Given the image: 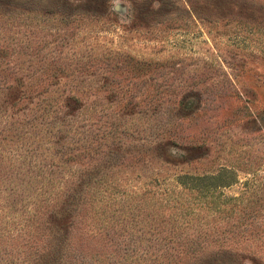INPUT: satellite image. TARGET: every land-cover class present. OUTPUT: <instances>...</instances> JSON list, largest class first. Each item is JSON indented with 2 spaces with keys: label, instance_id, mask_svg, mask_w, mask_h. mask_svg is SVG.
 <instances>
[{
  "label": "rangeland",
  "instance_id": "rangeland-1",
  "mask_svg": "<svg viewBox=\"0 0 264 264\" xmlns=\"http://www.w3.org/2000/svg\"><path fill=\"white\" fill-rule=\"evenodd\" d=\"M72 188L59 264H264V0H0V264Z\"/></svg>",
  "mask_w": 264,
  "mask_h": 264
},
{
  "label": "trees",
  "instance_id": "trees-1",
  "mask_svg": "<svg viewBox=\"0 0 264 264\" xmlns=\"http://www.w3.org/2000/svg\"><path fill=\"white\" fill-rule=\"evenodd\" d=\"M79 189L72 188L69 192L74 191L73 194H70L71 197L68 198V202L65 203L62 208H60V213L53 217L52 220H50L51 228H48V231H44L39 241L35 244V249L38 254H42L40 257V261L36 264H59V260L62 256V253H64L66 246L63 242H60V235H64L62 233V230H59L61 228L56 227V222L58 220H61L62 217H66L67 223H70V219L74 218L79 210V203L78 201H74L76 199V195H79L82 193V190L80 192H77ZM55 228V230H58L57 232H54L55 230H51L52 228ZM53 228V229H54ZM50 252L51 254H48L47 252ZM51 258L50 262H44L47 260V258Z\"/></svg>",
  "mask_w": 264,
  "mask_h": 264
}]
</instances>
